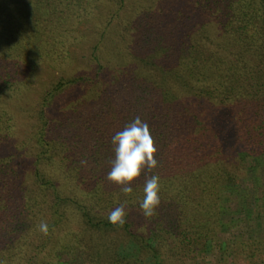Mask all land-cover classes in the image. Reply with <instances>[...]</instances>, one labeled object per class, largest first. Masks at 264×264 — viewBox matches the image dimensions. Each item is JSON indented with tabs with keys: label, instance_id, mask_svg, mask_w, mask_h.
I'll use <instances>...</instances> for the list:
<instances>
[{
	"label": "trees",
	"instance_id": "trees-1",
	"mask_svg": "<svg viewBox=\"0 0 264 264\" xmlns=\"http://www.w3.org/2000/svg\"><path fill=\"white\" fill-rule=\"evenodd\" d=\"M136 117L158 167L125 196ZM0 264H264V0H0Z\"/></svg>",
	"mask_w": 264,
	"mask_h": 264
},
{
	"label": "clouds",
	"instance_id": "clouds-1",
	"mask_svg": "<svg viewBox=\"0 0 264 264\" xmlns=\"http://www.w3.org/2000/svg\"><path fill=\"white\" fill-rule=\"evenodd\" d=\"M115 159L112 161L111 170L106 179L119 186L125 196L133 192L132 182L147 169L151 172L158 167L155 158L157 148L151 135L149 125L136 117L134 121L125 126L122 131H118L112 137ZM86 165V161H81ZM160 177L152 175L146 180L144 186V198L139 207L142 214L147 218L155 214L156 208L160 204ZM126 202L111 210L107 219L114 226H123L126 223L125 211ZM40 230L47 234L48 226L46 222H41Z\"/></svg>",
	"mask_w": 264,
	"mask_h": 264
},
{
	"label": "rangeland",
	"instance_id": "rangeland-1",
	"mask_svg": "<svg viewBox=\"0 0 264 264\" xmlns=\"http://www.w3.org/2000/svg\"><path fill=\"white\" fill-rule=\"evenodd\" d=\"M73 52H74V56L76 57V59H78L80 62H83L85 61L86 59V56L88 54V45H81L80 47H76L73 49ZM58 76V73L49 69L48 67L46 66H42L38 69V72H37V76H36V79H35V82L33 84V90L35 92H41V90L43 89V87L46 85V83H48L49 81H51L53 78L57 77ZM29 96L27 101H30L31 97ZM26 125L24 124V127ZM66 261L67 258L65 256H63L62 258V261Z\"/></svg>",
	"mask_w": 264,
	"mask_h": 264
}]
</instances>
